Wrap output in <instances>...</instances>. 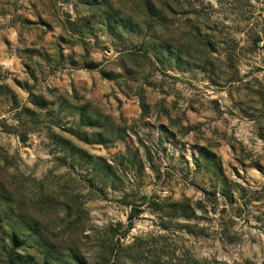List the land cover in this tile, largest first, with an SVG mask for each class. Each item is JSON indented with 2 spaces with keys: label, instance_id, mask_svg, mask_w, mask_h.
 I'll return each mask as SVG.
<instances>
[{
  "label": "rangeland",
  "instance_id": "rangeland-1",
  "mask_svg": "<svg viewBox=\"0 0 264 264\" xmlns=\"http://www.w3.org/2000/svg\"><path fill=\"white\" fill-rule=\"evenodd\" d=\"M264 0H0V264H264Z\"/></svg>",
  "mask_w": 264,
  "mask_h": 264
},
{
  "label": "trees",
  "instance_id": "trees-1",
  "mask_svg": "<svg viewBox=\"0 0 264 264\" xmlns=\"http://www.w3.org/2000/svg\"><path fill=\"white\" fill-rule=\"evenodd\" d=\"M263 40H264V38H263Z\"/></svg>",
  "mask_w": 264,
  "mask_h": 264
}]
</instances>
